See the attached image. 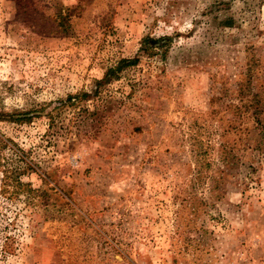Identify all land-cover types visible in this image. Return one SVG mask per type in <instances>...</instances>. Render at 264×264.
Here are the masks:
<instances>
[{
	"label": "rangeland",
	"instance_id": "1",
	"mask_svg": "<svg viewBox=\"0 0 264 264\" xmlns=\"http://www.w3.org/2000/svg\"><path fill=\"white\" fill-rule=\"evenodd\" d=\"M0 264H264V0H0Z\"/></svg>",
	"mask_w": 264,
	"mask_h": 264
},
{
	"label": "trees",
	"instance_id": "2",
	"mask_svg": "<svg viewBox=\"0 0 264 264\" xmlns=\"http://www.w3.org/2000/svg\"><path fill=\"white\" fill-rule=\"evenodd\" d=\"M62 20L64 21L65 19L62 17ZM151 49V47H149ZM130 60L124 58L121 59L120 61H118V63L114 66H111L107 69L106 72V76L108 77H116L118 75V72L120 71V69H122L124 66H127L128 64H130ZM79 94L73 95V96H68V102L70 104H74L78 98ZM63 105V103L60 104V106ZM261 126H262V122H261Z\"/></svg>",
	"mask_w": 264,
	"mask_h": 264
}]
</instances>
